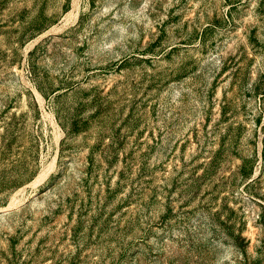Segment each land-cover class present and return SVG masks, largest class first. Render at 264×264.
<instances>
[{
    "label": "rangeland",
    "instance_id": "1",
    "mask_svg": "<svg viewBox=\"0 0 264 264\" xmlns=\"http://www.w3.org/2000/svg\"><path fill=\"white\" fill-rule=\"evenodd\" d=\"M0 264H264V0H0Z\"/></svg>",
    "mask_w": 264,
    "mask_h": 264
}]
</instances>
